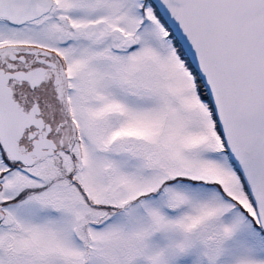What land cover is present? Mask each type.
<instances>
[{"label":"snow or ice","instance_id":"obj_1","mask_svg":"<svg viewBox=\"0 0 264 264\" xmlns=\"http://www.w3.org/2000/svg\"><path fill=\"white\" fill-rule=\"evenodd\" d=\"M0 264H264V0H0Z\"/></svg>","mask_w":264,"mask_h":264}]
</instances>
